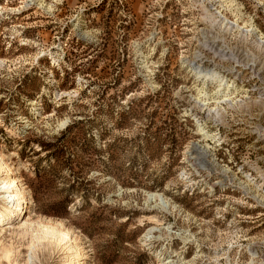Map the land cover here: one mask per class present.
I'll use <instances>...</instances> for the list:
<instances>
[{"label": "rangeland", "instance_id": "obj_1", "mask_svg": "<svg viewBox=\"0 0 264 264\" xmlns=\"http://www.w3.org/2000/svg\"><path fill=\"white\" fill-rule=\"evenodd\" d=\"M233 3L0 0V156L30 194L0 264H264V45L247 32L264 36V0ZM192 64L231 101L210 81L195 101Z\"/></svg>", "mask_w": 264, "mask_h": 264}, {"label": "bare ground", "instance_id": "obj_2", "mask_svg": "<svg viewBox=\"0 0 264 264\" xmlns=\"http://www.w3.org/2000/svg\"><path fill=\"white\" fill-rule=\"evenodd\" d=\"M225 1H227L230 4L232 3L231 4L232 6L235 5L233 3V0H225ZM211 17H214V20L215 18H218L221 27L223 26L226 28L228 26L229 28H235V29L243 28L239 26V24L236 22L237 20L235 22H228L227 18L220 13H217L216 15L215 13H212ZM248 27L250 29H248L247 32L251 33L252 35L254 34L256 36L257 43L264 45V36L257 29V27L253 23H250ZM188 70L194 76H196L197 80L202 81V79L204 78L203 80L204 82L201 88L198 89V94L200 93L199 97H194L195 101L197 102L200 101V97L202 95V92L204 91L203 87L206 81H210L211 83L213 82L217 84L219 90L217 92L220 93L219 97H222L221 99H217V98L214 99V100H219L217 103L231 101L229 96V90L231 86L226 82L224 76L219 75L217 72L206 70L202 66L195 64L189 65ZM221 88L222 90L220 91ZM203 101L205 102L206 100H201L200 102ZM201 106L204 107L202 104ZM198 130L200 135H203L204 138H208L212 136L207 131H204L203 127L199 126ZM194 150L195 151L193 152H195V154H198L197 157L200 161L199 163L200 166L210 165V167H212V162H208L205 159L208 155V152L203 151V149H201L197 145L194 146ZM241 186L245 187L243 184H241ZM149 196L155 197L156 195H149ZM254 198L258 200V197L255 195ZM28 201H30V194L21 183V180L18 175V170L13 168L12 165L7 160H5L2 156H0V227L4 223L8 222V220L18 218L22 210L25 208V204H27ZM260 202L264 203L263 200H260ZM161 204L162 203H160V205ZM28 223H29V217H26L24 218V221L20 224V227L24 228L28 225ZM32 226L34 227L33 230L35 232H40L42 234L43 239L59 241L60 243L66 242L68 239H70L69 230L59 222L52 223V222H45L42 220H36L31 224L30 227ZM1 230L2 229L0 228V231ZM1 244L2 243H0V245ZM78 254L81 255V252L79 251ZM76 256L77 253L75 255H72L71 253H66L62 258L63 259L62 264H81L80 259L82 258L79 259L76 258Z\"/></svg>", "mask_w": 264, "mask_h": 264}]
</instances>
